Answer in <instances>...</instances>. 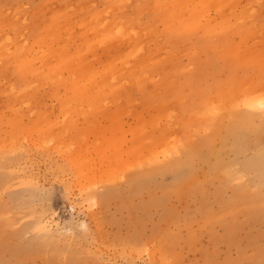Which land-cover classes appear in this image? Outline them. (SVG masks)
<instances>
[{
	"label": "rangeland",
	"instance_id": "1",
	"mask_svg": "<svg viewBox=\"0 0 264 264\" xmlns=\"http://www.w3.org/2000/svg\"><path fill=\"white\" fill-rule=\"evenodd\" d=\"M250 97L264 0H0V264H264Z\"/></svg>",
	"mask_w": 264,
	"mask_h": 264
},
{
	"label": "bare ground",
	"instance_id": "2",
	"mask_svg": "<svg viewBox=\"0 0 264 264\" xmlns=\"http://www.w3.org/2000/svg\"><path fill=\"white\" fill-rule=\"evenodd\" d=\"M260 99V98H259ZM261 99H263V97L261 98ZM261 99H260V101L259 100H257V99H255V97L253 98V97H250V98H248L246 101H245V103H244V105H246V107H249V108H259V106H263L264 107V103L263 102H261ZM264 101V100H263ZM261 109V108H260ZM255 110V109H254ZM237 115V114H236ZM240 115V114H239ZM235 116V115H234ZM238 117V116H237ZM236 117V118H237ZM234 118V117H233ZM236 118H234V119H236ZM234 121V120H233ZM235 126H236V124H235ZM233 127H234V125H233ZM257 163H260L259 161H257ZM264 169V168H263Z\"/></svg>",
	"mask_w": 264,
	"mask_h": 264
}]
</instances>
